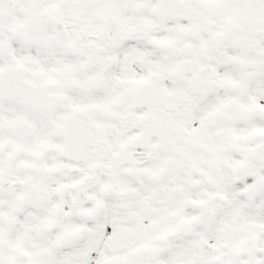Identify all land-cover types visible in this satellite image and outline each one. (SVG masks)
Returning <instances> with one entry per match:
<instances>
[{"label": "snow or ice", "instance_id": "snow-or-ice-1", "mask_svg": "<svg viewBox=\"0 0 264 264\" xmlns=\"http://www.w3.org/2000/svg\"><path fill=\"white\" fill-rule=\"evenodd\" d=\"M0 264H264V0H0Z\"/></svg>", "mask_w": 264, "mask_h": 264}]
</instances>
